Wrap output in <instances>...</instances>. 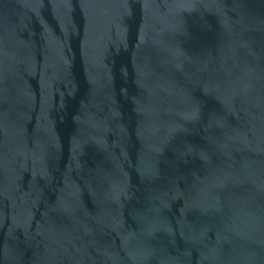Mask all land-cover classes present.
Instances as JSON below:
<instances>
[{"label":"water","instance_id":"95a60500","mask_svg":"<svg viewBox=\"0 0 264 264\" xmlns=\"http://www.w3.org/2000/svg\"><path fill=\"white\" fill-rule=\"evenodd\" d=\"M0 264H264V0H0Z\"/></svg>","mask_w":264,"mask_h":264}]
</instances>
